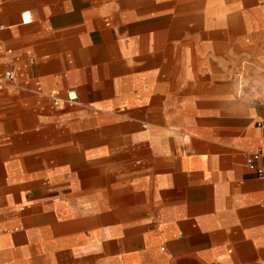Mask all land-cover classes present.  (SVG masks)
Instances as JSON below:
<instances>
[{
    "label": "crops",
    "instance_id": "crops-1",
    "mask_svg": "<svg viewBox=\"0 0 264 264\" xmlns=\"http://www.w3.org/2000/svg\"><path fill=\"white\" fill-rule=\"evenodd\" d=\"M89 2L0 0V264H264L259 80L234 101L192 58L117 98L115 7Z\"/></svg>",
    "mask_w": 264,
    "mask_h": 264
},
{
    "label": "rangeland",
    "instance_id": "rangeland-1",
    "mask_svg": "<svg viewBox=\"0 0 264 264\" xmlns=\"http://www.w3.org/2000/svg\"><path fill=\"white\" fill-rule=\"evenodd\" d=\"M93 2L106 5L105 10L115 7L110 28L115 40L107 34L102 47L109 43L115 52L109 60V80L115 83L117 98L131 96L132 100H143L144 71L153 74L148 84L155 83L159 69L168 71L170 79L175 76L172 80L178 83L184 74L183 67L192 58L200 60L196 62L198 67L211 69L216 82L227 81L234 101L249 98L256 80L264 90V0ZM182 78V83L186 82ZM113 111L143 118V102ZM140 128L143 130V125ZM61 190L52 188L49 193L56 195Z\"/></svg>",
    "mask_w": 264,
    "mask_h": 264
},
{
    "label": "built area",
    "instance_id": "built-area-1",
    "mask_svg": "<svg viewBox=\"0 0 264 264\" xmlns=\"http://www.w3.org/2000/svg\"><path fill=\"white\" fill-rule=\"evenodd\" d=\"M21 20L23 23H28L30 21V11L23 10L21 13ZM5 76L8 78L13 77V73L11 71H5ZM73 101L76 99V95L74 91H67L65 98L61 99L57 97L54 99V103L63 102V100ZM258 126L264 128V121H260L257 123ZM245 165L247 170L251 175L257 178L264 179V146L259 147L258 149L248 153L245 158ZM262 207L264 208V200L262 201Z\"/></svg>",
    "mask_w": 264,
    "mask_h": 264
},
{
    "label": "bare ground",
    "instance_id": "bare-ground-1",
    "mask_svg": "<svg viewBox=\"0 0 264 264\" xmlns=\"http://www.w3.org/2000/svg\"><path fill=\"white\" fill-rule=\"evenodd\" d=\"M75 93V92H74ZM75 95H76V93H75ZM76 97H77V95H76Z\"/></svg>",
    "mask_w": 264,
    "mask_h": 264
}]
</instances>
